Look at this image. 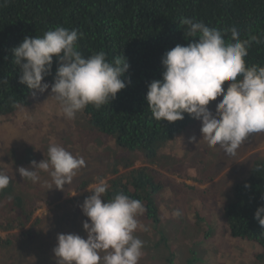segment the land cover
I'll use <instances>...</instances> for the list:
<instances>
[{"label": "clouds", "instance_id": "9594fccd", "mask_svg": "<svg viewBox=\"0 0 264 264\" xmlns=\"http://www.w3.org/2000/svg\"><path fill=\"white\" fill-rule=\"evenodd\" d=\"M6 3L0 0V4ZM180 25L186 26L189 38L197 39L186 46L177 44L163 55L162 78L147 87L148 108L157 121H181L184 114L199 120L201 140L209 147L219 145L234 156L250 134L264 132V66H247L245 61L251 44L264 41L258 36L241 40L235 27L221 31L191 18H181ZM228 32L230 38L226 40ZM82 35L57 26L42 37H25L12 50L13 62L21 71L19 83L40 93L50 87L42 81L50 74L53 57L57 58L50 97L68 120L75 119L88 105L99 109L109 104L126 87L121 79L129 68L126 58L121 55L109 62L103 51L82 56L77 47ZM226 81L225 90L222 85ZM221 96L213 113L207 106ZM47 157L39 163L31 161L28 168L19 167V176L49 190L63 191L86 166L83 157L56 145L49 146ZM41 172L50 179H42ZM10 179L0 172V191L8 187ZM108 189L109 184L98 179L81 205L87 217L82 223L86 239L74 233L57 235L53 249L57 264H139L145 242L135 233L147 231L138 219L145 207L139 199L123 193L105 200ZM174 215L181 213L176 210ZM254 219L264 227V206L256 209Z\"/></svg>", "mask_w": 264, "mask_h": 264}, {"label": "trees", "instance_id": "16d2710c", "mask_svg": "<svg viewBox=\"0 0 264 264\" xmlns=\"http://www.w3.org/2000/svg\"><path fill=\"white\" fill-rule=\"evenodd\" d=\"M181 18L203 21L221 31L235 27L241 40L258 36L264 41V0H7L0 4V115L24 103L31 91L19 83L21 71L13 62L12 50L25 37H42L57 26L75 29L83 34L77 41L82 56L103 51L109 62L123 55L129 64L121 78L126 87L99 109L88 105L83 110L86 124L114 137L120 148L139 150L145 157L167 164L163 153L171 152L162 146L184 130L192 118L184 114L181 121H157L145 97L150 82L162 78L163 55L177 44L186 46L197 39L188 37L186 26L180 25ZM224 38L228 40L230 32ZM245 61L247 66H264V42H253ZM57 67V58L53 57L50 74L42 81H47L50 88ZM120 164L122 167L114 163L108 174L83 179L75 190H84L102 178L109 184L105 200L117 193L139 199L145 205L143 218L157 221L155 194L165 190L161 181L166 179L153 168ZM245 184L249 187L245 188ZM10 194L14 195V191L9 183L0 191V199L7 198L10 205L14 199L16 207L7 208V218L0 220V229L24 228L42 200L23 214V199L18 194L11 198ZM262 196L264 161L256 163L250 175L235 185L224 212L231 236L257 243L260 250L255 257L264 261V227L254 219L256 209L264 206ZM29 233L24 231L22 235Z\"/></svg>", "mask_w": 264, "mask_h": 264}, {"label": "rangeland", "instance_id": "374dc122", "mask_svg": "<svg viewBox=\"0 0 264 264\" xmlns=\"http://www.w3.org/2000/svg\"><path fill=\"white\" fill-rule=\"evenodd\" d=\"M228 84L222 87L226 90ZM50 96V87L44 93L31 90L24 103L16 104L24 108L14 106L0 115V172L11 178L14 195L10 197L18 194L23 199V214L42 200L24 228L0 229V264H57L53 249L58 234L74 233L86 239L82 223L87 217L81 205L94 184L81 191L75 190V185L95 174H108L114 163L122 167L121 162L134 164L132 168H153L166 179L161 181L165 190L155 194L158 220H145V212L142 219L138 217L147 228L135 233L145 242L139 264H264L255 257L260 250L257 243L231 236L224 212L235 185L250 175L253 163L264 161V132L250 134L236 155L230 156L219 145L209 147L201 140V123L192 118L182 133L187 138L189 130L194 132L193 151L185 152L186 139L176 136L167 142L172 144L173 153H163L165 164L139 150L118 147L114 137L86 124L83 111L75 119H66ZM221 99L210 102L209 110L214 113ZM165 144L162 147L167 148ZM51 145L63 147L86 162L63 191L33 184L17 172L19 167H30L33 160L39 163L47 159ZM197 150L202 153H195ZM40 175L50 179L47 173ZM173 175L202 177L203 181L186 187ZM13 200L10 205L7 198L0 199V220L7 218V208L16 207ZM176 210L180 216L174 215ZM36 219L39 222L31 225ZM28 230L30 233L23 236Z\"/></svg>", "mask_w": 264, "mask_h": 264}, {"label": "crops", "instance_id": "0c3cea01", "mask_svg": "<svg viewBox=\"0 0 264 264\" xmlns=\"http://www.w3.org/2000/svg\"><path fill=\"white\" fill-rule=\"evenodd\" d=\"M190 132H189V136L187 137V138H185V133H181V134H179L178 136V138H184V139H186V147H187V149L186 150H184L185 152H191V151H193V147H194V144L196 143V140H191L190 138H192L193 137V135H194V132L193 131H191V130H189ZM173 140V139H172ZM176 139H174V141H175ZM166 145V147L167 148H169L171 151L170 152H172L173 153V151H172V149H171V145L172 144H170V143H166L165 144ZM195 153H197V154H201L202 152L200 151V150H197V151H195ZM209 162H211V160L209 161ZM199 164H202V163H204V161H199L198 162ZM257 163V162H256ZM256 163H253V166L256 164ZM196 175H200V174H196ZM220 175V174H219ZM175 180H177V181H179L180 183H182L184 186H186V187H191L190 185L191 184H195V183H197V182H200V181H202L201 180V178L200 177H196V176H188V175H185V176H177V175H173L172 176ZM192 181V182H191ZM191 182V183H190ZM190 183V184H189Z\"/></svg>", "mask_w": 264, "mask_h": 264}]
</instances>
